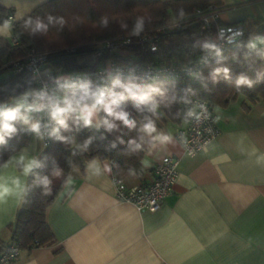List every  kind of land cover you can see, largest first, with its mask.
Returning a JSON list of instances; mask_svg holds the SVG:
<instances>
[{
    "label": "crops",
    "instance_id": "crops-1",
    "mask_svg": "<svg viewBox=\"0 0 264 264\" xmlns=\"http://www.w3.org/2000/svg\"><path fill=\"white\" fill-rule=\"evenodd\" d=\"M46 1L8 0L7 9L14 14L17 2L36 7ZM220 3L222 22L264 20V0ZM214 114L218 135L192 156L175 136L179 125L160 121L172 131L173 143L144 156L148 166L123 180L129 187L146 185L156 163L175 157L178 177L158 210L139 211L119 201L108 161L110 170L101 161L99 173L73 167L72 183L66 181L46 212L54 243L22 248L14 264H264V160L258 162L264 154V103L246 112L238 99ZM30 140L34 153L43 152L42 144ZM20 204L0 207V249L12 239Z\"/></svg>",
    "mask_w": 264,
    "mask_h": 264
},
{
    "label": "trees",
    "instance_id": "trees-1",
    "mask_svg": "<svg viewBox=\"0 0 264 264\" xmlns=\"http://www.w3.org/2000/svg\"><path fill=\"white\" fill-rule=\"evenodd\" d=\"M212 4L219 6L221 3L220 0H47L36 6L29 15L44 16L51 12L53 15L65 16L69 24L62 32L50 30L46 37L37 35L35 38H29L25 34L15 43L4 42L0 47V73L5 72L4 75H0V99L4 98L7 90L17 82L23 85L29 78L36 82L32 73L26 71L14 73L11 65V62L24 57L33 49L48 53L43 71L52 69L54 76L57 69L67 73H92L93 80L95 71L105 66L109 59L118 65L133 66H160L172 63L186 65L202 61L195 75L178 80H145L161 89H167L160 109L166 114L160 121L168 120L176 125L182 124L185 113L194 99L206 100L213 109L226 108L240 99L241 108L247 112L257 103H264V59L252 53L251 59L245 60L243 52L246 49L242 46L253 31L264 34V20L252 18L241 21L239 25L243 29V37L236 44L220 49L221 56L226 59L219 63L220 58L206 54L202 45L206 42L217 45V25L229 23L219 20L210 27L201 29L198 22L189 21L179 30L170 28L163 30L174 20L182 18L181 10L186 16L197 8ZM104 13L110 14L109 26L106 29L96 26L98 17ZM12 14L11 9L0 6V17ZM138 15L144 17V29L138 36H131L129 33ZM76 16L80 19H74ZM120 21L127 24L126 29L120 27ZM125 35L131 36L132 44L112 53L97 55V44L100 41ZM154 35L157 36L156 50L152 51L147 44L140 41L143 36ZM257 50H264V46L258 44ZM233 52H239L240 55L234 59L231 55ZM216 67H229V76L226 78L220 73L213 81L211 71ZM241 74L247 75L253 83L251 87L241 85L237 92L236 80ZM21 136L23 137L21 144L32 138V134L28 133L26 128L21 129ZM89 137H92V142L85 150L83 144ZM127 139L125 136V143L121 144L116 140V134H107L103 128L94 127L83 128L76 134V143L80 145L79 147H69L48 138L47 147H44L38 157L41 166L35 169L34 175L29 179V190L20 204L14 224L11 225V241H18L21 249L54 243L53 234L46 221L47 209L60 197L70 170L77 167L83 172L86 161L93 156L98 155L101 161L109 162L112 177L115 179L124 180L132 174H139L145 152H134L127 144ZM13 143L15 141H9V145ZM113 143L115 147L112 146ZM0 153H3L5 158L8 155L4 146H0ZM55 170H60L62 175L52 178ZM42 176L52 178L50 195H44L43 186L38 183L39 177Z\"/></svg>",
    "mask_w": 264,
    "mask_h": 264
},
{
    "label": "clouds",
    "instance_id": "clouds-1",
    "mask_svg": "<svg viewBox=\"0 0 264 264\" xmlns=\"http://www.w3.org/2000/svg\"><path fill=\"white\" fill-rule=\"evenodd\" d=\"M5 7L7 9L8 0H5ZM33 7L35 5L21 6L17 2L14 14L0 17V47L5 41H19L21 35L26 34L29 38H35L37 35L46 37L50 30L62 32L68 26L69 21L63 15H53L51 12L44 16L29 15ZM184 15L181 10L180 16ZM74 19L79 20L80 17L76 16ZM143 21V16H136L135 25L129 35L138 36L144 29ZM109 22L110 14L104 13L98 17L96 26L106 29ZM119 24L122 29L127 28L123 21ZM220 31L223 34L232 30L221 28ZM241 34L236 32L234 35ZM258 44L264 46V34L253 31L242 46L246 49L243 52L245 60L251 59L252 53L264 59V50H257ZM202 47L206 54L220 58L218 63L226 59L221 56V50L215 43L206 42ZM231 55L235 59L240 53L233 52ZM56 73L53 76L52 69H45L43 74L48 77L46 81L34 83L29 78L23 85L17 82L7 90L4 98L0 99V146H4L8 152L6 158L0 153V207L10 203L19 205L29 190V179L34 175L35 169L41 166L38 156L42 151L33 152L34 142L29 140L20 143L23 140L22 128H26L34 137V141L45 148L46 138L55 139L69 147H79L76 134L83 128L91 127L103 128L107 134H116V140L121 144L125 143L124 137H128L127 144L131 149L134 152L144 151L145 157L151 156L154 150L166 149L173 143L172 131L165 130L158 123L166 114L160 109L167 89L145 82L147 74L136 78L125 77L122 66L117 67L116 75L110 81H106L102 75L93 80L92 73H67L59 69ZM220 73L227 78L230 68H214L211 71V79L215 81ZM39 74V69H35L34 75ZM252 83L247 75H239L236 80L237 92L241 85L251 87ZM187 116L200 119L193 109L187 111ZM184 123L186 124L187 120ZM9 141L15 143L9 145ZM91 142L92 137L84 141L85 150ZM112 146L115 147V143ZM262 160L264 154L258 157V162ZM141 162L145 166L149 164L146 158ZM85 165V172L91 170L99 173L101 159L98 155L93 156ZM104 169L110 170L106 160ZM61 175L60 170H55L52 178ZM52 178L42 176L38 179V183L43 186L44 195L51 194ZM67 183H72L71 176L68 177Z\"/></svg>",
    "mask_w": 264,
    "mask_h": 264
},
{
    "label": "built area",
    "instance_id": "built-area-1",
    "mask_svg": "<svg viewBox=\"0 0 264 264\" xmlns=\"http://www.w3.org/2000/svg\"><path fill=\"white\" fill-rule=\"evenodd\" d=\"M221 20L219 6L209 5L203 8H197L192 14L186 15L179 20H174L167 27L179 30L185 27L189 21L198 22L201 29L210 27L211 24ZM221 28H231V32L225 31L221 34ZM161 30V29H160ZM159 30V31H160ZM241 32L239 36L234 35ZM243 37V29L239 24H223L216 27L217 46L222 49L236 44ZM231 38V39H229ZM157 36H143L141 43L147 44L150 49L156 50ZM131 36H119L105 39L97 44V55L102 53H112L123 47L132 44ZM15 43V41H13ZM48 57L47 52H38L30 50L24 57L11 62L12 71L20 73L23 71L30 72L34 75V70L39 69L40 74L34 75L36 81H46L48 79L43 73V67ZM207 59V58H205ZM202 61L189 63L186 65L166 64L160 66L152 65H118L112 59L107 64L98 68L94 73L95 80L103 76L107 81L111 76L116 75L117 67L122 66L124 76L142 77L147 74V79H172L178 80L185 76H191L197 73L198 66ZM54 76V74H52ZM193 109L200 117H188L187 111ZM185 113V120L180 124L175 132V136L181 144L185 154L192 156L197 152L204 150L207 144L213 140L219 133L215 125L214 109L206 100L194 99ZM48 143V138H46ZM178 160L173 156H166L153 167V179L150 183L140 186H127L123 180L115 179L116 197L119 201L133 204L139 211H156L165 199L171 194L172 188L178 177ZM21 248L18 241H10L0 249V264H14L20 255Z\"/></svg>",
    "mask_w": 264,
    "mask_h": 264
},
{
    "label": "rangeland",
    "instance_id": "rangeland-1",
    "mask_svg": "<svg viewBox=\"0 0 264 264\" xmlns=\"http://www.w3.org/2000/svg\"><path fill=\"white\" fill-rule=\"evenodd\" d=\"M4 74H5V72L0 73V75H4Z\"/></svg>",
    "mask_w": 264,
    "mask_h": 264
}]
</instances>
